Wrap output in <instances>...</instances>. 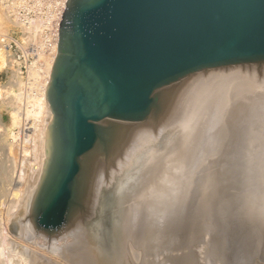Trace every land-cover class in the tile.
<instances>
[{"label":"water","instance_id":"obj_1","mask_svg":"<svg viewBox=\"0 0 264 264\" xmlns=\"http://www.w3.org/2000/svg\"><path fill=\"white\" fill-rule=\"evenodd\" d=\"M245 65H264V0H67L46 88L53 156L32 199L34 225L50 233L70 223L86 196L85 164L110 156L120 136L114 121L155 119L189 76Z\"/></svg>","mask_w":264,"mask_h":264},{"label":"bare ground","instance_id":"obj_2","mask_svg":"<svg viewBox=\"0 0 264 264\" xmlns=\"http://www.w3.org/2000/svg\"><path fill=\"white\" fill-rule=\"evenodd\" d=\"M66 3H67V0H62L61 3H60L59 8H55L51 12L50 18L53 19V23L51 22L52 23L51 24V26H52L51 30L48 31V29L45 28L46 32H45L44 38L47 41V43H45L47 45V52H46V56L43 57L44 58V61H43V66H42L43 67L42 68V73L39 74L40 73V71L38 70L39 67L34 64L29 69L30 71H29V74H28L27 84L24 83L23 79L21 77H19L18 75H16V73L15 74L13 73V75H12V82H13L12 86L0 85V113L1 112L2 113L3 112H8V115H9L8 122L5 124V128H4L5 131H6V137H7L5 143H6V146H7L8 151H9L8 153L11 154V157L13 159H14V157L16 158L17 152H16V149H15L16 143H15L14 140H17L19 138V140L23 144L20 147V150L21 151L19 152L20 161H23L25 163L29 162V160H32L33 161L32 162L33 165H31L32 168L29 167V168H31V169H29L30 172H27V175H25L24 179L21 177V174L20 173H19V175L16 176V178H14L15 180H14V182H12L13 183V194H12V198L10 199V201L8 203V208H5L4 209V212L1 211L3 214L0 213V236L5 231V228L8 227V225L11 224V226H12V221L17 220L18 223H19V225H18V230H19L18 234L19 235H24V237L23 236L22 237L25 238L28 242L25 241V242H27L26 245L25 244L24 245H20V244L18 245V244H16V241H14L15 239L9 238V237H7V234H5L4 236L7 237V239L6 238L3 239L4 241L3 242L1 241V243H0V264H69L70 263L69 261H67V260H66L67 262L65 261L66 256L69 255V253H78V251H77L78 248L75 249L76 248L75 246H78L79 245V244H76L77 243L76 241L79 240V239H77V240L75 239L76 241H73L72 242V243L75 242L74 244L69 243L70 240L72 241V239H73L72 237L70 238L69 241L67 240L68 238H66V240L68 241V244L65 241L64 242L62 241L65 238L64 237L65 236L64 234L67 233V231L68 232H71V230H72V228H71L72 226L71 225L76 221V218L77 217H74L72 219V221H71V223L73 222L72 224L70 223L65 228H63L65 226L64 225L63 227H60L57 231H54V232L58 233L55 236H52V237L48 236L49 238H45V240L44 239H41V241L43 240V242H39L40 241L39 238H42V237L44 238V236H46V235H43V232L42 233L40 232L41 229L38 230L39 228H37L36 225L33 226L34 225V222H33V225H32V222H31V219L32 218H31V215H30V210H29V208L27 209L28 206L26 205L27 202L30 203L31 200L33 199L32 196L35 195L34 192L37 190L36 187L39 184L40 180L45 179V176H46V173H47V170H48V167H49V163H50L51 158L53 156V148H54V145H53L54 114H53V111H52V109L50 107L49 101L46 98V88H47V85H48V82H49V78H50V74H51V69H52L53 61H54V59H55V57H56V55L58 53L59 28H60V22L63 19V14H64V11H65ZM11 10L12 9L9 8V6L7 4L0 3V31L1 32L2 31H3V33H4V31L11 32V31H13L15 29V27H17V28L19 27L25 33V34H23V36L21 38H19V41L21 40V41H23V43H25L27 41L26 39H28L29 37L32 40H36V39H38V37L41 36V30L38 28V27H40V23H39V20L40 19L38 20V17H36V20L34 19V23H31L30 20L24 22L23 19H22V17H18L17 18L16 15L10 14ZM50 18H47V19H50ZM3 33H1V34H3ZM26 33L28 34L27 36H25ZM3 41H5V40L2 39L1 36H0V69L3 67V65L5 63L7 64V62H8V59H7V49L8 48H7V45L4 46V44L2 43ZM38 45L41 46V43L39 42ZM36 55H37L38 59L40 58V56L42 58V55L40 54L39 51H37ZM7 65H9V62H8ZM237 68H238V66H235V67H232V68H220V69L207 70V71H205L206 72V76L207 75H209V76H207L205 78H200V80H198V82L202 81V82H204V84L203 85L201 84L199 87H196L194 90H192L191 91L192 94L190 93L191 94V97L190 98L188 97L190 99V104H191V101H192V103L194 102V105H193L194 106V109H195V103H197L196 104L197 105V108H196L197 110L194 112V111H192L193 109L190 108V109H192L191 110L192 112L190 110L189 111L193 115H195L196 112L198 113L200 111V114L203 117H202V120H201V116H199L197 114V116H199L200 119L199 120H196V121L194 120L195 123H194V125H193V123L190 124V129L187 130V128H186L187 132H186V134H184L182 136L184 138L183 139V143H184L183 149L178 150V133H175L173 136L169 137L168 140L166 141V148H165V150H167L168 152H163L162 153L161 150L158 152V149H159L160 146L157 147L158 148L157 149L156 148L157 145H155V148L153 146L148 151H146L147 153H143V155L146 154L144 156L145 159L142 160V164H141L142 165V168L138 172H139V175L141 177V180L139 179V183L143 179H146V182H145L144 187H143L144 188V191H143V189H142V191H140L142 193H144V192L145 193L140 196V193L137 190V192L139 193L140 199L138 200V197L139 196L138 195H135V196H137V198H136L137 201L134 200V205L137 206V203L139 201L141 202V199H142V201L144 202V204H142V205H144L143 206L144 208H146V206H147L148 209H149L150 206H151V209H150L151 212H150V215H148V216H150V217H148L149 218V221L147 220L148 221V225H149V228H148L149 230L150 229L152 230L153 227H154V225H155V223L157 224L158 221H159L158 223H160V222L162 223L161 226H163V227L165 226L163 224V222L164 223H167V227L170 230H171L170 227H176L174 225H177V224H174L173 225V223L175 222L176 218H178V216H177L178 215V207L180 206V204H182V203L184 204V201H186V199L188 197V196L186 197V195L189 194L187 192H189L190 191L189 189H191L190 187H188L187 182L188 183H192V184H196L195 182H192V181L187 180L189 178H186V177H189V176H188V174H185L186 170H184V172H183L180 169L182 172L179 175L181 177H183V178L179 177L180 178L179 179L178 178V176H179L178 175V171H179L178 168H180V167L181 168L182 167L183 168L184 167L185 168H188V167H190V164H195V167L193 166L194 167V171H192V172H194L196 174L195 175L196 176L195 179L197 180V177H200V178L203 177V174L205 173V174H207V175H204V177L207 176V180L206 181L207 182H211L209 184H212L214 182V178L215 177H218V175L224 177V174L227 173V172L225 173V168L227 169L226 164H221V163L220 164H215V161L217 159V156L220 155V154L217 155V153L218 152L221 153L220 156H222L223 150L224 149H229V145H233L234 144L235 147H236V150L238 152L239 151H242L241 153H243V154L246 153L245 157L248 158L249 164H253V168H248V170L251 171L252 175H248L247 178H249V179H247V183H246V181L244 179H242V182L244 180L245 183L248 184V185H246L245 187H240V185H239V187L241 189H243V190H241L242 191L241 193H239L238 191H236V193L238 192L239 194L242 195V196L239 195L240 196V199H242V198L244 199V197H245L244 203L238 202L237 201V199H238L237 197H236L237 198L236 201L238 203H240V204H245L246 202L248 203L247 200L250 201L251 198L253 197L254 203H252L251 205H248V206H250L249 207V210L252 209L251 210V213L252 214L253 213L255 214V219L253 218L255 220L254 221L255 223H254V225L252 224L253 225V228L252 229L256 232V236H258V234H260L262 230L264 232V200H263V198H264V166L261 165V164H264V159L262 160V157H264V156H261V154L264 153V87L262 86L263 84L261 86H259L258 84L253 83L254 81L253 82L252 81H249L251 79L250 78L247 79L246 78V74L244 76L246 79L243 78V77H240V74L242 75L244 72H242V71H236ZM248 71H251V70L248 69ZM236 72H239V73H236ZM201 73H203V72H201ZM234 73H236V74H234ZM235 75H236V78L233 77ZM42 77H43V80L41 81ZM231 77L232 78H235L236 80L234 81ZM192 84L193 85L195 84L194 81L192 82ZM196 85H197V83H196ZM189 86H190V84H189ZM21 90H22V92H20ZM185 91L186 90H184V93H185ZM185 97H187V96H185ZM176 106H177V103H176ZM176 106H175V108H177ZM191 107H192V104H191ZM195 116H194V118H197V116L196 117ZM114 122H115V124H120L122 126L137 125V124L141 123V122H139V123H123L122 124L120 122L117 123V121H114ZM177 126H178V123H177ZM191 126L194 129H199L198 132L191 133L192 132L191 129H193ZM27 137H30V139H29L30 140L29 147H31V149H29V150L26 148V145H25V142L27 140ZM192 137H194L195 140L194 141L191 140L192 142H189V140ZM10 138L13 139V142L10 141ZM141 139L144 141L146 139V136L141 137ZM228 139H230V140H228ZM117 140H118V137H116V139H115V141L113 143L114 146L117 145ZM229 141H231L232 144L229 143ZM168 147H171V148L168 149ZM232 148H234V147H232ZM156 149H157V152L156 153L158 154V158H156L157 155H154L153 154V150H156ZM113 151H114V148H113ZM229 151H232V150H229ZM227 152L225 151L226 154H227ZM160 153H162V156L161 157L159 156ZM226 154H224V156ZM115 155L116 154H114L112 157H114ZM227 155H229V154H227ZM230 155H232V154H230ZM224 156H222V157H224ZM227 157H225V158H227ZM173 161H175V163H177L176 164V167H172L173 164H167L168 162H173ZM218 162H220V160ZM229 162H230V160H229ZM233 162H235V161H233ZM233 162L231 161L230 163L232 164ZM162 164H167L166 169H169V172L170 171L171 172L169 173L168 170H167L168 173H166L165 172L166 169H162V166H163ZM178 164H179V166H178ZM156 165H158V167H155ZM202 165H209L211 168H213V170H210L208 173H206V172L203 173V172H201L202 170L200 168ZM89 167L91 168L90 165L85 164V169L87 171L89 170ZM102 167H103V164H99V168H102ZM205 168L207 169V166ZM237 168L234 171L238 170ZM102 169H105V168L103 167ZM197 169H198V171H197ZM99 170L100 171H98V173L99 172L100 173H99L98 177L101 179V177H102L101 175H102V172L103 171L101 169H99ZM174 171H175V173H174ZM231 172H233V171L231 170ZM239 172H241L240 169H239ZM236 173H237V171H236ZM230 175H232V174H230ZM251 176H253V177L250 178ZM5 177H7V176L5 175ZM86 178H88L87 173H86ZM191 178L193 179V176L190 177V179ZM204 179H206V178H204ZM228 179H227V181H228ZM227 181H226V183H227ZM130 183H132V182H130ZM199 183H201L202 185H204L203 181L202 182H199ZM209 184L206 183L204 186L206 187V185L208 186ZM230 184H231V182H230ZM242 184L245 185L244 183H242ZM202 185H200V186H202ZM218 185H221V184H218ZM222 185H226V184L225 183H222ZM195 186H197V185H195ZM213 187L211 185V188H213ZM200 188H202V187H200ZM218 188H219V186H218ZM236 188H238V186ZM236 188H233L234 189L233 191L238 190ZM220 189H218V190H220ZM199 191H201V189H199ZM243 191L246 192V193H244ZM197 192H195V195L196 194L198 195ZM205 192H207V194H208V193L211 192V189L208 188V190L205 191ZM213 192H215V191L213 190L212 191V194H213ZM191 193L193 194V192H191ZM222 193H223V191H222ZM230 193H233V192L231 191ZM97 194L94 195V197H95V200L94 201H97V199H98V195ZM178 194L179 195H182V196L178 197ZM102 195H103V197L100 195L101 201H100V204H99V206L97 208L98 215L97 214L96 215H92L90 217V220H88V226L90 228V231H92L91 240L88 241L89 243L91 242L90 243L91 245L90 244L89 245H90V251L92 252V254H96L95 252H97V251H98L97 252L98 254L100 253L99 249L97 248L98 247L97 241L100 240L98 238V234L101 231V226L103 224L102 223V218H101V213L103 211L102 204L105 202L106 204L104 206L106 207L107 206V202H106V200L105 201H103V200H104V198H106V199L109 198V195L107 193H106V195H104V194H102ZM189 195H191V194H189ZM213 195H215V194H213ZM220 195H223V194H220ZM231 195L230 196H227V198L232 197ZM125 197H127V196H125ZM183 197H185V198L182 199ZM217 197H218V195H217ZM165 198L166 199L168 198V203L165 202V204H168L167 207H168V210H169V213L170 214L164 217V216H162V214L160 215V211H163V210H161V206L160 205H162V207H164V204H159L158 205V203H159L158 201L160 199H165ZM221 198L227 199V198H225V196L224 197H221ZM260 198H262V199H260ZM220 199H219V202L218 203L221 202ZM107 200H109V199H107ZM178 200H179V202H178ZM192 200H194V199H192ZM199 200H205V199H199ZM207 200L209 202L210 199H207ZM252 200H251V202H253ZM217 201H218V199L214 200V202H217ZM225 201L226 200H224V201L222 200L221 204L223 202L224 203H227V204L230 203L229 202L230 200H228V202L227 201L225 202ZM205 202H206V200H205ZM205 202L202 201L201 203L204 204ZM210 202H212V201H210ZM191 203H192V201H191ZM2 204L4 205L3 201L0 200V206ZM215 204L216 203H214L213 205H215ZM115 205H116V203H115ZM209 205H212V204H208V206ZM141 206L140 207L137 206V207L139 209L141 208V210H143L142 209L143 207H141ZM206 206H207V204H206ZM215 206H217V204ZM222 206H224V205H222ZM238 206H240V205H238ZM16 207H18L19 209L16 212V214H13L12 213V210L10 211V209H13V208H16ZM137 207H136V209H137ZM196 207L197 206L195 205V208ZM242 207H245V206L243 205ZM112 209H114V208L112 207ZM118 209H116V210H118ZM139 209L137 210L138 212H139ZM199 209L201 210V208H199ZM226 209L227 208H225L224 211ZM240 209L242 210V208H240ZM1 210H2V208H1ZM19 210H20V213H19ZM23 210H24V213L25 214H27V212L29 211V215H27V217H26V215L24 213H23L24 215L20 217V215H22L21 214V211H23ZM210 210H208L207 212H211ZM112 211H111V213H113ZM147 211H149V210H147ZM140 212L143 213V211H140ZM203 212H205V211H203ZM223 212H222V214H224ZM231 212H233V211L231 210ZM134 213L137 214V212H134ZM158 213L160 215L159 216V219L157 218V222H154L153 219H152V217H154V218L157 217L156 214H158ZM213 213H215V211ZM225 213H227V211H225ZM235 213L236 212L234 211V214ZM17 214H18V217H17ZM197 214L199 216H201L200 214H202V213H196V216L194 218L192 217L193 220L195 218H196V220H198V218H197L198 215ZM205 214H207V213H205ZM234 214H233V216H235ZM129 215L131 216L132 214H129ZM214 215H217V214H214ZM224 215H226V214H224ZM228 215H231V213L230 214L228 213ZM16 217H17V219H16ZM125 217H127V216H125ZM235 217H234V219H235ZM257 217H259V218H257ZM135 218H136V216H135ZM248 218H250V217H248ZM128 219L131 220V218H128ZM134 219H132L131 221H133ZM201 219L204 220L205 218L203 219V217L201 216ZM142 220H143V218L141 219V221ZM193 220H191V222L194 223ZM230 220L232 221L233 219L231 218ZM198 221H200V220H198ZM248 221L250 222V220H248ZM180 222H182V221H180ZM213 222H215L217 224V222L214 219H213ZM125 223H127V221ZM133 223H135V222H133ZM144 223H147V222H144ZM193 223H192V225L197 226V225H195ZM220 223H218V224H220ZM222 223H223V221H222ZM242 223H244V221ZM15 224H14V227H15ZM129 224H131V223L129 222ZM180 224H182V223H180ZM210 224H212V226H213L214 223H211V222L209 223V221H208V227H211ZM218 224H217V226L215 224L214 225L219 228ZM85 225H87V222L85 223ZM125 225L128 226V224H125ZM142 225H144V224L142 223ZM200 225H199V227H200ZM144 226H146V225H144ZM144 226H143V228H144ZM155 226L158 227L160 225L158 224V225H155ZM190 226H191V224H190ZM237 226H238V224H237ZM132 227L133 226H130V229H133V228H135L134 230L138 229L136 227H133V228ZM114 228H116V227H114ZM220 228H221V226H220ZM130 229H127V230L130 231ZM176 229H177V227H176ZM179 229H177V230L180 232ZM190 229H191V227H190ZM209 229H213V228H209ZM219 229H218V231H221ZM224 229L225 228H223V230L221 231L222 233H223V231L225 233V230ZM252 229H250V230H252ZM159 230H160V227H159ZM181 230L183 232V231H185V228H182ZM215 230H216V228H215ZM54 232H50V233H54ZM84 232H82V233L85 234L86 232L85 233ZM114 232H115V230H114ZM118 232H119V235H120V231H118ZM173 232H175V230H173ZM227 232L228 231H226V233ZM45 233L48 234L49 232H45ZM170 233L166 232V234H168L169 236H170ZM226 233L225 234H222V236L227 239L228 236H227ZM135 234H136V232L134 233V235ZM146 234H147V232H146ZM171 234H173V233H171ZM48 235H50V234H48ZM70 235H72V234H70ZM70 235H67V236H70ZM73 235H75V234H73ZM183 235L181 234V237ZM129 236H130V234H129ZM133 236H130V237H133ZM141 236H144V235H141ZM166 236L167 235H164V237H166ZM222 236H221V238H222ZM117 237H119V236H117ZM117 237H116V239H117ZM124 237H125V234H124ZM179 237H180V235H179ZM23 238H22V240H23ZM81 238H83V237L81 236ZM142 238L143 237H141V239ZM148 238L150 239V237H148ZM168 238L171 239L172 237H168ZM190 238L189 239L186 238V239L191 240L190 242H192V239H190ZM195 238L196 237H194V240H195ZM216 238L219 239V237H217V236H216ZM221 238L219 240H223L224 243H225V240L226 239L225 238H222L221 239ZM256 238L259 241L258 237H256ZM259 238H260V235H259ZM37 239H39V241ZM88 239H86L85 241H87ZM105 239H107V238H105ZM170 239H168V240L170 241ZM261 239H262V237L260 238V240ZM59 240L62 241L63 243L59 242ZM139 240L136 239V241H139ZM143 240L144 239H142L141 241H143ZM183 240H181V241L183 242ZM205 240H203V241H205ZM245 240H247V239H245ZM149 241L151 243V239ZM152 241H153V239H152ZM165 241H167V240H165ZM176 241L177 240H175L174 242L176 244H178V241L177 242ZM203 241H202V243H203ZM18 242H19V240H18ZM22 242H24V241H22ZM112 242H114V241H112ZM19 243H21V242H19ZM81 243H83V241ZM106 243H107V241H106ZM134 243H135V241H134ZM134 243L132 242V244H134ZM175 243H174V245H175ZM259 243H261V242H259ZM130 244H131V242H130ZM132 244L130 246H132ZM139 244H140V242H139ZM227 244H230V243H227ZM127 245H129V244H127ZM144 245H146V244H144ZM211 245H208V247L212 250L211 247H213V249H214L215 246H213V245L211 246ZM220 245H221V243H220ZM170 246H171V244H170ZM227 246L228 245H226V247ZM85 247H87V246H85ZM142 247H141V249H142ZM176 247H177V245H176ZM183 247H185V246H183ZM200 247H206L205 250L208 249L207 246H200ZM200 247H198V248H200ZM260 248H261V246H260ZM263 248H264V246H263ZM81 249H82V246H81ZM88 249H89V247H88ZM138 249H140L139 246H138ZM220 249H221V252H222V249L223 248H220ZM220 249H219V251H220ZM152 250H155V248L154 249L152 248ZM168 250L171 251V249H168ZM178 250H181V248H179ZM208 250H207V252H208ZM225 250L226 249H223V251H225ZM81 251L82 250H80V253H81ZM125 251H123V252H125ZM139 251H136V252L139 253ZM157 251L159 252L160 250L157 249ZM161 251H163V249ZM164 251L161 254H164ZM219 251L217 250L216 253L217 252L220 253ZM260 251H261V249H260ZM136 252H132V253H136ZM141 252L143 253V251H141ZM148 252H149V250H148ZM156 252H155V254H156ZM165 252H167V250ZM173 252H175V250H172L171 251V255H170V253L169 254L167 253V254L170 255V256H172V253ZM178 252L180 253L181 251H178ZM185 253H186V251H185ZM210 253L212 255H214L213 250H212V252L209 251V254ZM88 254H90V252H88ZM139 254H137V255H139ZM167 254H165V255H167ZM181 254H182V252H181ZM203 254L204 255L205 254L208 255V253H205V251H204ZM211 254H210V256H208L209 258H211ZM176 255H178V254H176ZM199 255H201V254H199ZM127 256H128V254H127ZM184 256H185V254H184ZM76 257H79V256H76ZM159 257H161V256H159ZM163 257H165V256H163ZM179 257H181L180 254H179ZM84 258H86V257H84ZM112 258H114V257H112ZM173 258H175V257H173ZM88 259H90V258L88 257ZM88 259H87V261H88ZM78 260H80L79 262L81 264H85V261H86L85 259H82L81 260V258H79ZM93 260H96V259H93ZM178 260L179 259L177 258V261ZM191 260H194V259H191ZM142 261H145V260H142ZM142 261H140V262L142 263ZM173 261H175V260H172V262ZM150 262H152V261H150ZM180 262H182L183 264H185V262L179 260L178 263L181 264ZM186 262L189 263L190 261L189 262L186 261ZM74 263H72V264H74ZM90 264H94V262L93 263H90ZM113 264H115V263H113ZM134 264H136V263H134ZM155 264H157V262ZM165 264H167V263H165ZM171 264H173V263H171ZM174 264H177V262L174 263Z\"/></svg>","mask_w":264,"mask_h":264},{"label":"rangeland","instance_id":"obj_3","mask_svg":"<svg viewBox=\"0 0 264 264\" xmlns=\"http://www.w3.org/2000/svg\"><path fill=\"white\" fill-rule=\"evenodd\" d=\"M61 1L62 0H0V3L7 4L9 6V8L12 9L11 12H10V14L16 15L17 18L18 17H22V19H23L24 22L30 20L31 23H34V19L36 20V17H38V20L40 19L39 20L40 27H38V28L41 30V36L38 37V39L32 40L29 37L28 39H26L27 41L25 43H23V41H21V40L19 41V38H21L23 36V34H25L22 31V29L19 28V27L18 28L15 27V29L13 31H11V32L4 31V33H3V31L2 32L0 31L1 33H3V34L0 33L1 34L0 35L1 38L5 40L2 43L4 44V46L7 45V48H8V49L7 48L6 49H7V59H8V62H9V65H7L8 64V62H7V64L5 63L3 65V67L0 69V85L12 86V84H13V82H12V75H13V73L14 74L16 73V75H18L19 77H21L23 79L24 83L27 84L28 74H29V71H30L29 69L34 64L39 67L38 68V70L40 71L39 74L42 73V68H43L42 66H43V61H44V58L43 57L46 56V52H47V45L45 44V43H47V41L44 38V35H45V32H46L45 28H47L48 31L51 30V28H52L51 24L53 23V19L50 18V14H51V12L55 8H59ZM47 18H50V19H47ZM27 35L28 34L26 33L25 36H27ZM39 42L41 43V46L38 45ZM37 51L40 52V54L42 55V58L40 56V58L38 59V57L36 55ZM233 67H235V66H233ZM228 68H232V67H228ZM248 69L251 70V71H248ZM211 70H213V69H211ZM236 71H242V72H244L242 75L240 74V77L245 78L244 76L246 74V78L247 79H249V78L251 79L249 81H252V82L254 81L253 83L258 84L259 86H261L263 84L262 86L264 87V65H261V66H258V65L238 66V68H237ZM201 72H203V73H201ZM201 72H198V73L194 74V76L191 75L188 78H186L185 80H183L178 85V87H176L174 89V94H172V95L171 94L170 95L168 94L167 97H165L166 107L164 108L163 114L158 115L155 119H151V120H148L146 122H141L142 124L139 123L137 125L123 126V128H121V130H120V136L118 137L117 145L114 146V151H112V150L109 151L110 152L109 153L110 156L109 155H107V157L106 156H101V155L99 157L97 156V158L94 160V162H92V164H93L92 166L88 162V165L91 166V169L89 171V178H88V181L89 182H87V184H86V186H87L86 196L84 197V202L82 204V207L79 208V209H76L74 211V215L75 216L73 215L72 219L74 217H77V218H76V221L74 223L72 222L73 224L71 223L72 220L70 221V223L72 224L71 225L72 226L71 227L72 228L71 232H68L67 231V233L64 234L65 235L64 236L65 238L63 237L64 239L62 240L63 242L65 241L68 244V241L70 240L71 237L73 239H72V241L70 240L69 243H72L73 241H76L77 239H79V240L76 241L77 242L76 244H79V245L78 246H75L76 247L75 249L78 248V250H77L78 253H69V255L66 256L65 261L66 260L69 261L70 262L69 264H72L74 262H75L74 264H81L79 262L80 260H78L79 258H81V260L82 259H85L86 260L85 261V264L87 262H88L87 264H90V263H93V262H94V264H111V263L112 264L113 263H115V264H132V263L133 264L134 263H136V264H142V263L143 264H155L156 262H157V264H163V263L164 264L165 263H167V264L173 263L174 264L176 262H177V264H179L178 263L179 260L185 262V264H199V263L200 264H207V263L208 264H264V248H263V246H264L263 245L264 244V232L262 230L261 233L260 232H259L260 234L257 233L258 236H256V232L252 229L253 228V225L255 223L254 222L255 221L254 220L255 219V214L254 213L253 214L251 213V210L252 209L249 210V207L250 206H248V205H251L252 203H254V199H253V197L251 198V200L253 199L252 200L253 202H251V200L250 201L247 200L249 204L247 202L245 204H240V203H244L245 197H244V199L243 198L240 199V196H239V195H241L239 193H241L242 192L241 190H243L240 187H245L246 185H248V184H246L247 183V179H249L247 177H248V175H252L251 171H249L248 168H253V164H249L248 158L245 157L246 153L244 152L245 154H243V153H241L242 151H239L238 152L236 150V147H235L234 144H233L234 146L233 145H229V149H224L223 150L222 156H224V154H226L225 151L226 152L228 151L227 154H229V155L226 154L224 157H222V156H220L221 153H219V152L217 153V155L220 154L219 155L220 157L217 156V159L215 161V164H220V163L221 164H226L227 169L225 168V173L226 172L227 173L224 174V177L223 176H220V175H218V177H215L214 178V182L212 184H209L211 182H207L206 181L207 180V176L204 177V175H207L204 172L208 173L210 170H213V168H211L209 165H202L200 167L201 170H202L201 172L204 173V174L202 173L203 174V177L206 178V179H204L203 177H201V178L200 177H197V180L195 179L196 178V176H195L196 174L194 172H192V171H194L195 164H190V167H188V168H185V167L184 168L183 167L182 168L181 167L178 168V170H179L178 171V175L181 174L182 171L184 172V170H186L185 174H188V176H189V177H186V178H189L187 180L196 183V184H192V183H188L187 182L188 187L191 188V189H189L190 191L187 192V193L191 194L192 196L189 195V194H187L186 197L187 196L188 197H187L186 201H184V204L182 203L179 206L181 209L178 207V215H177L178 218H176V220L173 223V225L174 224H177V225H174V226H176L177 229L180 228L179 229L180 232L176 229V227H170L171 228V230H170L167 227V223H164L163 222V224L167 227L166 228L164 226L165 227L164 228L163 226H161L162 225L161 222L160 223H158L159 221L157 222V218L159 219V216L161 214L164 217L170 214L169 213V210H168V207H167L168 204H165V202L168 203V198L167 199L166 198L165 199H160L158 201L159 202L158 205L159 204H164V207H162V205H160L161 206V210H163L164 212L163 211H160V215L158 213V214H156L157 217H155V218L152 217L153 221L154 222H157V224L155 223V225H158V224L160 225L158 227L154 225V227H153L152 230L151 229L150 230L148 229L149 228V225H148L149 218L148 217H150L148 215H150L151 206H150L149 209H148L147 206H146L147 209L144 208L143 207L144 205H142V204H144V202L142 201V199H141V202L142 203L139 201L137 203V206L140 207L142 205L141 207H143L142 208L143 210H141V208L139 209L136 205H134V200L137 201V199H136L137 196H135V195H138L139 196V193H140V196H141L142 194L145 193V192L142 193L140 191H142V189L144 191V188L143 187H144V184L146 182V179H143L139 183V179L141 180V177H140L139 172H138L142 168V165H141L142 164V160L145 159L144 156L146 154L143 155V153H147L146 151H148L153 146L155 148V145H157L156 148L160 146L159 149L157 148L158 149V152L160 150H161L162 153L163 152H168L167 150H165V148H166V141L168 140L169 137L173 136L175 133H178V150L183 149V147H184L183 139L184 138L182 136L184 134H186V132H187L188 129H190V124L191 123H193V125H194L195 121L200 119L199 116H201V120H202V117L203 116L200 114V111L198 113L197 112L195 113L196 116H197V114L199 115V116H197V118H194L195 115L191 114L192 111L195 112L197 110L196 109L197 108V105H196L197 103H195V109H194V106H193L194 105V102L192 103V101H191V104H192V107H191L190 99H189L191 97V94H192L191 91L194 90L196 87H199L201 84L202 85L204 84V82H202V81L198 82V80H200V78H205V77L209 76V75L206 76V72L205 71H201ZM236 73H239V72H236ZM236 73H234V74H236ZM233 77L236 78V75L233 76ZM235 78H232V79L235 81L236 80ZM42 80H43V77H42L41 81ZM193 81L195 83L194 85L192 84ZM196 83H197V85L198 84L199 85L197 86ZM189 84H190V86H189ZM184 90H186L185 93H184ZM20 92H22V90ZM185 96H187V97H185ZM176 103H177V106H176ZM175 106L177 108H175ZM190 108H192L193 110L190 109ZM189 110L190 111L192 110V111L190 112ZM8 119H9L8 112H3V113L1 112L0 113V200L3 201V203H4V205L2 204L0 206V213L4 212V209L5 208H8V203H9L10 199L12 198V194H13V183L12 182H14V180H15L14 178H16V176L19 175V173H20L21 174V177L24 179L25 175H27V172H30L29 169L32 168L31 165H33V163H32L33 161L32 160H29V162H27V163H25L23 161H20L19 152L21 151L20 150V147L23 144L19 140V138L17 140H14L15 143H16V146H15V149H16V152H17L16 158L14 157V159H13L11 157V154L8 153L9 151H8L7 146H6V143H5L7 137H6V131L4 129L5 128V124L8 122ZM177 123H178V126H177ZM186 128H187V130H186ZM193 129H191L192 130L191 133H193V132L196 133L199 130V129H194V130ZM143 136H146V139L144 141L141 139V137H143ZM29 139H30V137H27V140L25 142L26 148L28 150L31 149V147H29V145H30V140ZM191 140L194 141L195 140L194 137H192L189 140V142H192ZM228 140H230V139H228ZM10 141L13 142V139L10 138ZM229 143H231V141H229ZM231 146L234 147V148H232ZM170 148L171 147H168V149H170ZM157 149L156 150H153V154L154 155H157L156 158H158V154L156 153L157 152ZM229 150H232V151H229ZM162 153H160V155H159L160 157L162 156ZM114 154H116V155L114 157H112ZM230 154H232V155H230ZM261 156H264V153H262ZM225 157H227V158H225ZM263 159H264V157H262V160ZM217 160L218 161L220 160V162H218ZM229 160H230V162L231 161L232 162L235 161V162H233L231 164L229 162ZM99 164H103V167L105 169H102L103 167L102 168H99ZM167 164H173L172 167H176V164L177 163H175V161H173V162H168ZM167 164H162L163 165L162 166V169H166ZM158 165H156L155 167H158ZM261 165L264 166V164H261ZM178 166H179V164H178ZM206 166H207V169L205 168ZM29 167H31V168H29ZM98 168L103 171L102 172V175H101L102 176L101 179L98 177V175L100 173V172L98 173V171H100ZM236 168L238 169V170H236L237 173H236V171H234ZM239 169L241 170V172H239ZM167 170L169 172V169H166L165 170L166 173H168ZM231 170L233 172H231ZM197 171H198V169H197ZM174 173H175V171H174ZM230 174H232V175H230ZM5 175L7 177H5ZM192 176H193V179L192 178L190 179V177H192ZM179 177H181V176L179 175L178 178ZM252 177L253 176H251L250 178H252ZM181 178H183V177H181ZM227 179H228V181H227ZM242 179H244L246 181V183H245L244 180L242 182ZM225 180L227 181V183H226ZM198 181L199 182H202L203 181L204 185L206 183H208L209 185L208 186L206 185V187H205L204 185H202ZM130 182H132L133 184L130 183ZM230 182H231V184H230ZM222 183H225L226 185H222ZM242 183H244L245 185H243ZM199 184L202 185V186H200ZM218 184H221V185H218ZM195 185H197V186H195ZM211 185H212V187L213 186L214 187L211 188ZM236 185L238 186V188H236L237 187ZM239 185H240V187H239ZM218 186H219V188H218ZM37 187H38V185H37ZM37 187H36V189H37ZM200 187H202V188H200ZM208 188L211 189V192H210L211 194L208 193L209 195L207 194V192H205V191L208 190ZM217 188L218 189L221 188V189L218 190ZM233 188H236L238 190L233 191L234 190ZM195 189L196 190L198 189L197 190L198 192ZM199 189H201L202 192L199 191ZM137 190L139 191V193L137 192ZM193 190L195 192H197L199 196L197 194L195 195V192ZM213 190L215 191V192H213V194H215V195L212 194V191ZM222 191H223V193H222ZM231 191L233 193H230ZM236 191H238L239 193L238 192L236 193ZM191 192H193V194ZM35 193H36V191L34 192V194ZM106 193L109 195V198H107L109 200H107L106 198H104V200H103V201L106 200V202H107V206L105 207L106 213L104 214V217H103V222H102L103 224L101 226V231L98 234V238L100 240L97 241V245H98L97 248L99 249L100 253L98 254L97 253L98 251H97V252H95L96 254H92V252L90 251V245H91L90 243L91 242L90 243L88 242L89 240H91L92 231H90V228L88 226V220H90V217L92 215H96V214L98 215L97 208H98V206L100 204V201H101L100 195L103 197L102 194L106 195ZM244 193H246V192H244ZM95 194L98 195L97 201H94L95 200V197H94ZM220 194H223L225 196V198H227V196H230L232 194L231 195L232 197H229L230 199L229 198L223 199L221 197H224V196L223 195H220ZM217 195H218V197H217ZM125 196H127V197H125ZM140 196L138 197V200L140 199ZM180 196H182V195H179L178 194V197H180ZM184 198L185 197H183L182 199H184ZM191 198L194 199V200H192ZM199 199H205L206 202H205V200H199ZM207 199H210L209 202H208ZM216 199H218V201L217 202H214V200H216ZM219 199L221 200V202H222V200L223 201L226 200L227 202H228V200H230L229 201L230 202L229 203L230 205L227 204V203H224V202L222 204H221V202L218 203L219 202ZM236 199L240 203H238L236 201ZM260 199H262V198H260ZM263 200H264V198H263ZM191 201H192V203H191ZM202 201L205 202V203L204 204L201 203ZM210 201H212V202H210ZM178 202H179V200H178ZM115 203H116V205H115ZM214 203H216L217 206H215L216 204L213 205ZM31 204H32V200H31L30 203L27 202V204H26L28 206L27 209L29 208V210H30V215H31ZM206 204H207V206H206ZM208 204H212V205H209L208 206ZM195 205L197 206L196 208H195ZM222 205H224V206H222ZM225 205L226 206L228 205V206L226 207ZM234 205L235 206L237 205V206L235 207ZM238 205H240L241 207L238 206ZM243 205L245 207H242ZM135 206L137 207V209H136ZM112 207L114 209H112ZM198 207L201 208V210ZM224 207L227 208L225 210V211H227V213H225V211H224L225 208ZM1 208H2V210H1ZM240 208H242V210ZM18 209L19 208L16 207V208L10 209V211L12 210V213L13 214H16V212L18 211ZM116 209H118V210H116ZM138 209H139V212L137 211ZM212 209L215 211V213H213L214 211ZM147 210H149V211H147ZM208 210H210L211 212H207ZM231 210L233 212H231ZM111 211L113 213H111ZM140 211H143V213H141ZM203 211H205V212H203ZM234 211L236 212L235 214H234ZM134 212H137L138 215L135 214ZM222 212L224 214H226V215L222 214ZM19 213H20V210H19ZM23 213H24V210L21 211V214L22 215H20V217L25 214V213L24 214ZM196 213H202L200 215L203 217V219L204 218L205 219L202 220L201 219V216H199L197 214L198 215L197 218L200 221L196 220V218L193 220L192 217L194 218L196 216ZM205 213H207V214H205ZM228 213L229 214L231 213L232 216L231 215H228ZM18 214H17V217H18ZM129 214H132V215L130 216ZM214 214H217V215H214ZM233 214L236 217L233 216ZM25 215L27 217V215H29V211ZM125 216H127L128 218H131V220L134 219L135 216H136L137 219L135 218L134 219L135 221L134 220L131 221L130 219H128ZM228 216L229 217L231 216V217L229 218ZM247 216L250 217V218H248ZM17 217H16V219H17ZM234 217H235L236 220L234 219ZM31 218H32V216H31ZM142 218H143V220L141 221ZM212 218L217 222V224L221 222L220 224H218L219 228L221 226L220 229L218 227H216L217 224L215 222H213V219ZM231 218L233 219L232 221L230 220ZM257 218H259V217H257ZM191 220H193L194 223L191 222ZM248 220H250V222ZM126 221H127V223H125ZM180 221H182V222H180ZM202 221L203 222L205 221V222L203 223ZM208 221H209V223L210 222L211 223H214L216 226L214 224H213V226H212V224H210L211 227H208ZM222 221H223V223H222ZM243 221H244V223H242ZM31 222H32V225H33V220L32 219H31ZM86 222H87V225H85ZM129 222L132 225L129 224ZM133 222H135V223H133ZM144 222H147V223H144ZM70 223H68V224H70ZM142 223L144 225H146V226L142 225ZM180 223H182V224H180ZM192 223L195 224V225H197V226L192 225ZM14 224H15V227H14ZM68 224H66L63 228H65ZM125 224H128V226L125 225ZM190 224H191V226H190ZM237 224H238V226H237ZM18 225H19V223H18L17 220L12 221V226H11V224L8 225V227L5 228V231L0 236V243H1V241L2 242L4 241L3 239H5V238L7 239V237H9V238L15 239L14 241H16V244H18V245L19 244L20 245H24V244L26 245L28 241L25 238H23L24 235H19L18 234V232H19ZM199 225H200V227H199ZM33 226H35V225H33ZM130 226H133V227L138 228V229H136L137 231L134 230L135 228H133V227H132L133 229H130ZM143 226H144V228H143ZM114 227H116V228H114ZM159 227H160V230H159ZM190 227H191V229H190ZM182 228H185V231L186 232L185 231L182 232V230H181ZM209 228H213V229H209ZM215 228H216V230H215ZM223 228H225L224 229L225 230V233H226V231H228L226 233L227 236H228L227 239L222 236V234H225L224 231H223V233L221 232L223 230ZM127 229H130V231L127 230ZM218 229L221 230V231H218ZM250 229H252V230H250ZM38 230H40V229H38ZM114 230H115V232H114ZM144 230L145 231L147 230L146 231L147 234H146V232ZM173 230H175V232L176 231L177 232L175 233V232H173ZM118 231H120V235L121 236L119 235V232ZM169 231L171 233H173V234H171ZM40 232L41 233L43 232V235H46V236H44V238L43 237L42 238H39L40 241H39V239H37L39 242H43V240L41 241V239H44L45 240V238H49L48 236L52 237V236H55L56 234H58V233L54 232V233H48V234H50V235H48L47 233H45V231H42V230H40ZM82 232H84L85 234H83ZM135 232H136V234L134 235ZM166 232L170 233V236L168 234H166ZM248 232L249 233L251 232V233L249 234ZM5 234H7V237L4 236ZM70 234H72V235H70ZM73 234H75V235H73ZM124 234H125V237H124ZM129 234H130V236H133V235L134 236L133 237H130ZM163 234L164 235H167V236L164 237ZM181 234L182 235L184 234V235L181 237ZM67 235H70V236H67ZM116 235L119 236V237H117ZM141 235H144V236H141ZM174 235L175 236L177 235V236L175 237ZM179 235H180V237H179ZM220 235L222 236V238H225L226 239L225 240V243H224L223 240H219L221 238ZM259 235H260V238L262 237L261 240L259 238ZM81 236L83 238H81ZM216 236L219 237V239L216 238ZM21 237L23 238V240H22ZM116 237H117V239H116ZM141 237H143L142 238V239H144L143 241H141L142 240ZM148 237H150L151 243H150V241H149L150 239ZM168 237H172L173 239L172 238L170 239ZM194 237H196L195 240H194ZM256 237H258L259 241L257 240ZM66 238H68L67 239L68 241L66 240ZM105 238H107V239H105ZM186 238L192 239V242H190L191 240H188ZM204 238L205 239L207 238V239L205 240ZM86 239H88V240L85 241ZM136 239L137 240L140 239V240L139 241H136ZM152 239H153V241L154 240L155 241L153 242ZM168 239H170V241ZM174 239L178 241V244H176L174 242L175 241ZM245 239H247L248 241L245 240ZM18 240L21 243H19ZM163 240L164 241L167 240V241L164 242ZM181 240H183V242ZM203 240H205V241H203ZM22 241H24V242H22ZM25 241H27V242H25ZM62 241L59 240V242L63 243ZM82 241H83V243H81ZM106 241H107V243H106ZM112 241H114V242H112ZM134 241H135V243H134ZM202 241H203V243H202ZM130 242H131V244H132V242L134 244H132V246H130L131 245ZM139 242H140V244H139ZM219 242L221 243V245H220ZM259 242H261V243H259ZM74 243H72V244H74ZM174 243H175V245H174ZM210 243L213 246H215L214 249H213V247H211L212 245ZM227 243H230V244H227ZM125 244L126 245L129 244V245L126 246ZM136 244L140 247V249H138V246ZM144 244H146L147 246L144 245ZM170 244H171V246H170ZM176 245H177V247H176ZM208 245H211L210 247L212 248L213 253H214V255H212L210 253L211 254V258H209L208 256H210L209 251L212 252V250L208 247ZM216 245L217 246L219 245V246L217 247ZM226 245H228V246L226 247ZM81 246H82V249H81ZM85 246H87V247H85ZM183 246H185V247H183ZM200 246H207L208 249H209V250L207 249L208 252H207V250H205L206 247H200ZM260 246H261V248H260ZM88 247H89V249H88ZM141 247H142V249H141ZM198 247H200V248H198ZM152 248L153 249L155 248V250H152ZM179 248H181V250H178ZM220 248H223V249H226V250L223 251V249H222V252H223L222 253ZM157 249L160 250V251L162 249H163V251L164 250L165 251L167 250V252L164 251V254H161V253H163V251H161V252L159 251L158 252ZM168 249H171V251L172 250H175V252L172 253V256H170L171 255V251H169ZM219 249H220V251H219ZM260 249H261V251H260ZM80 250H82L81 253H80ZM148 250H149V252H148ZM217 250L221 254L218 253V252L216 253ZM123 251H125V252H123ZM136 251H139L140 254L138 252H136ZM141 251H143V253ZM178 251H181L182 254H181V252L179 253ZM185 251H186V253H185ZM204 251H205V253H208V255H206V254L204 255L203 254ZM88 252H90L91 255L88 254ZM132 252H136V253H132ZM155 252H156V254H155ZM167 253L168 254L170 253V255H168ZM127 254H128V256H127ZM137 254H139V255H137ZM165 254H167V255H165ZM176 254H178V255H176ZM179 254H180V256L182 258L179 257ZM184 254H185V256H184ZM199 254H201V255H199ZM76 256H79V257H76ZM159 256H161V257H159ZM163 256H165V257H163ZM84 257H86V258H84ZM88 257L92 261L90 259H88ZM112 257H114V258H112ZM173 257H175V258H173ZM176 257L179 259L178 261H177V258ZM87 259H88V261H87ZM93 259H96V260H93ZM191 259H194V260H191ZM142 260H145V261H142ZM172 260H175V261L172 262ZM185 260L188 261V262L190 261V262L187 263ZM140 261H142V263ZM150 261H152L153 263L150 262ZM180 263L183 264L182 262H180Z\"/></svg>","mask_w":264,"mask_h":264}]
</instances>
